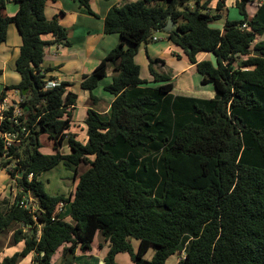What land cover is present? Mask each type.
Returning a JSON list of instances; mask_svg holds the SVG:
<instances>
[{"label":"trees","instance_id":"1","mask_svg":"<svg viewBox=\"0 0 264 264\" xmlns=\"http://www.w3.org/2000/svg\"><path fill=\"white\" fill-rule=\"evenodd\" d=\"M47 1L56 0H0V46L11 25L22 39L16 61L21 82L6 87L21 95V115L11 120L12 106L0 124V168L19 192L13 202L0 200V235L21 226L14 241L25 243L0 264H18L31 254L34 264H54L62 247L63 263L74 264L76 252L92 251L99 233L109 245L105 264H116L121 253L132 264H165L176 253L183 255L177 264H264V41L254 43L264 34V3L249 17L246 6L253 0L236 1L241 19L226 21L223 31L209 26L220 19L208 12L214 0H135L113 7L104 32L121 42L82 80L98 102L93 92L115 67L105 86L115 98L111 118L88 110L82 143L67 133L77 94L65 82L46 87L53 78L46 77L52 69L42 67L49 45L43 36L70 45L66 28L47 19ZM74 1L96 16L90 0ZM216 1L220 10L224 1ZM10 2L19 10L6 17ZM168 20L175 31H164ZM155 32L182 49L201 85L214 86L212 99L172 95L169 77L155 69L164 62L159 58L147 56L152 81L161 85L140 78L134 58ZM200 52L212 53L216 66L198 62ZM5 134L15 135L16 143L6 147ZM43 134L54 142V154L41 151ZM65 143L69 155L60 150ZM61 164L79 176L72 197L48 194L39 179ZM82 165L89 169L79 174ZM64 205H70L66 217L60 214ZM150 248L154 254L146 260Z\"/></svg>","mask_w":264,"mask_h":264},{"label":"crops","instance_id":"2","mask_svg":"<svg viewBox=\"0 0 264 264\" xmlns=\"http://www.w3.org/2000/svg\"><path fill=\"white\" fill-rule=\"evenodd\" d=\"M134 1L135 0H90V7L96 16L91 15L85 7H82L74 0H56L47 1L46 3L45 15L47 19L51 20L57 18L58 22L66 28L68 33V42H70V45L66 46L56 41L55 37L52 35H44L43 39L48 41L49 45L45 52L42 67L52 69L51 72L46 74L47 78L52 77V81L57 82L58 84L63 82L69 83V86L67 87L68 92L71 91L77 94V101L72 107L73 119L67 133L74 134L76 138L79 141H83V143L87 142L86 139L88 129L85 124V119L87 117L88 110L92 109L96 111L104 120H109L111 118V104L115 99L114 96L105 90L98 95L94 94L98 98V102H94L90 97V93L82 88L83 77L85 75L92 74L101 61L121 42L118 35H107L104 32L105 18L109 11L113 7H121L126 3ZM223 1L224 3L220 10L217 9L216 0L212 1L208 5V12L210 14H220V19L213 21L209 24V26L220 31H223L226 21H236L234 19H229L230 12L228 11V8L229 6H235L236 1L238 0ZM260 3H262L261 0H253V2L247 4L246 12L249 17L254 15ZM235 9L237 10L236 6ZM18 10L19 5L14 2H10L3 14L6 17H12L17 14ZM239 17L240 20L241 16L239 15ZM220 21H222L221 24L217 23ZM214 23H217L219 27L212 26ZM262 36L257 37L254 43L262 41ZM21 44L22 39L16 26L11 25L8 29L7 41L0 46V99L2 98L4 92H7L6 87L18 85L21 82V76L16 71V61L20 56ZM125 46L127 47V45ZM141 53H144L146 57L141 59L142 64L138 62ZM161 53L162 54H160L159 57V54H157V52L154 53L153 49L150 48L147 43H143L139 46L137 54L134 58L136 64L140 67V78L147 81L149 86L157 87L161 85V83H153L149 72V75L146 78L141 76L142 67L148 71L149 62L147 56L151 59L159 58L164 61L163 63H158L157 65L159 68H156L157 72L165 74L169 77V83L173 86L170 92L172 95L201 99H212L215 96V89L212 84H200L202 77L196 72L194 65L190 64L182 49L175 45H171L166 40L165 47L162 49ZM175 60L176 66L172 64ZM196 60L198 62L208 60L216 66V59L212 53L200 52L196 55ZM158 70H162V72ZM115 75V67L110 65L107 77L102 80L100 84L105 82V80H108L107 85H109ZM203 92L208 94L209 97L206 96V98H203L198 96ZM19 100H21V95L18 91H9L6 94V97L0 102V107H16ZM78 113H80L79 117H77ZM40 140L42 144L41 151L43 153L54 154L56 152L55 144L52 140L48 138L45 143L42 142L41 138ZM60 150L65 155H69L71 153L70 147L66 143ZM2 171L5 172L7 176L3 180L6 181L5 185L3 184L0 187V200H4V198L7 197L13 202L19 192V189L15 180L13 181L16 186L13 185V181L8 171L5 169ZM41 176L39 178L40 180ZM72 180H76V178L73 177ZM16 187L18 189L17 193ZM57 195L63 194L59 193L53 196ZM69 212L70 205L67 215ZM20 228L21 226H16L14 229L0 235V242H2V238L9 232V235H6L8 241L5 245V249L4 251L0 250V262H2L5 257H11L15 253L21 252L24 249V241L17 243L14 241V233ZM106 245L107 243L103 245L101 244L100 247L103 248ZM62 248V250H64V247ZM90 252L91 251L84 252L86 254L82 252L84 255H78L76 252V258H82L79 260L81 264H90L91 262H94V264H105V256L103 257V261H101L98 256L90 255ZM117 256L115 257L116 264L119 263ZM34 257L35 254H31L26 258H21L19 259L18 264H34Z\"/></svg>","mask_w":264,"mask_h":264},{"label":"rangeland","instance_id":"3","mask_svg":"<svg viewBox=\"0 0 264 264\" xmlns=\"http://www.w3.org/2000/svg\"><path fill=\"white\" fill-rule=\"evenodd\" d=\"M228 9H229L228 11L230 12L229 13V19H231V20L234 19V20L238 21L240 17H239V15L237 13L238 11L235 9V6H229ZM217 23L221 24L222 21L217 22ZM217 23H214L212 26L219 27ZM262 41H264V35L262 36ZM165 43H166V35L163 32H155V33H153L152 38L147 41V45H149L150 48L153 49L154 53L157 52V54H159L158 55L159 57H160V54H162L161 52H162V49L165 47ZM139 58L140 59L138 60V62L142 64L141 59L146 58V57H145L144 53H141ZM175 62H176V60L172 64H174L176 66ZM156 67H158L157 64L155 66V69L157 70ZM158 71L162 72V70H158ZM148 75L149 74H148L147 69H144L142 67L141 76L143 78H146ZM107 84H108V80H105V82L100 84L99 88L97 90H95L93 93L95 95H98L99 93L104 92L105 91V86ZM198 96L199 97H203V98H206V96L209 97V95L206 94L205 92H203L202 94H199ZM19 102H20V100H19ZM79 116H80V113L77 114V117H79ZM41 139H42V142L45 143L46 140L48 139V136L46 134H43L41 136ZM81 142L83 143V141H81ZM88 169H89V166L82 165L79 168V174L85 173ZM2 170H4V169H2ZM2 170L0 168V187L3 184L5 185L6 181H3V180L7 176L5 174V172H3ZM73 177H74L73 172L68 171L63 165H59L55 169L43 173L42 176H41V180L44 182L45 190H46V192L48 194L56 195V194L62 193L66 197H72L74 195V193H75L76 186L78 184L79 176L77 177L76 180H72ZM13 185L16 186L14 181H13ZM17 192H18V189L16 187V193ZM4 199H8V198L6 197ZM9 200L12 201L11 199H9ZM30 203L32 204V206L35 207V204L32 202V200L30 201ZM60 207H61L60 208L61 209L60 210V214L62 215V217H66L67 213H68L69 205H64V206H60ZM8 233L5 234V236L2 238V242H0V250L4 251V249H5V245H6L7 241H8L6 235ZM101 244L102 245L106 244V241L104 240L103 236L99 233L96 236V239H95V241L92 244V251L90 252V255L98 256L100 258V260L103 261V257L106 256L108 251H109V245L107 244L105 247L102 248V247H100ZM132 246H133V249L136 250L137 241L132 240ZM62 249L63 248H60L59 251L54 254L53 259H52L54 264H64L63 263V250ZM82 252L83 251H81V250H79V252L77 251L78 255H82L84 253V252L83 253ZM77 253H76V255H77ZM7 254H10V253H7ZM84 254H86V253H84ZM153 254H154V248H150L148 250V252L145 254L144 258L146 260H151L152 257H153ZM181 258H182V255L176 253L174 255H171L167 259L165 264H177V262ZM80 259H82V258H79V257L75 258L74 264H81L80 261H79ZM117 259H118V262H119L118 264H131L130 257L126 253L118 254ZM90 264H94V262H91Z\"/></svg>","mask_w":264,"mask_h":264},{"label":"built area","instance_id":"4","mask_svg":"<svg viewBox=\"0 0 264 264\" xmlns=\"http://www.w3.org/2000/svg\"><path fill=\"white\" fill-rule=\"evenodd\" d=\"M262 3L259 4L262 5L264 3V0H261ZM245 27V26H243ZM242 27V28H243ZM154 39V38H153ZM60 84H58L57 82L51 81L47 84V88H55L57 86H59ZM22 102V98L20 100V102L18 103V105L15 107V111H14V116L13 118H11V120L15 119L17 116L21 115V110L19 108V104ZM10 107H4L1 106L0 107V124L3 122V120L5 119V112L9 110ZM16 122V121H15ZM3 139L5 142L6 147H10L11 145H13L14 143H16V136L13 134H5L3 135ZM35 210V207H34Z\"/></svg>","mask_w":264,"mask_h":264},{"label":"water","instance_id":"5","mask_svg":"<svg viewBox=\"0 0 264 264\" xmlns=\"http://www.w3.org/2000/svg\"><path fill=\"white\" fill-rule=\"evenodd\" d=\"M175 30H176L175 24H174L171 20H168L167 25H166L165 28H164V31H165V32H170V31H175ZM254 53H255V52H254ZM27 92H28V90L25 89V90L23 91L24 95H26ZM28 98L30 99L31 96H29Z\"/></svg>","mask_w":264,"mask_h":264}]
</instances>
